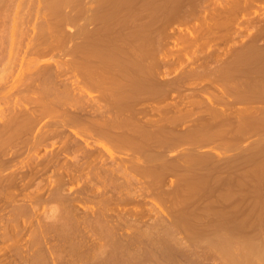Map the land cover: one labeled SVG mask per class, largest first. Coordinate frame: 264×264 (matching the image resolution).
<instances>
[{
  "label": "rangeland",
  "instance_id": "rangeland-1",
  "mask_svg": "<svg viewBox=\"0 0 264 264\" xmlns=\"http://www.w3.org/2000/svg\"><path fill=\"white\" fill-rule=\"evenodd\" d=\"M58 1L0 0V264H264V0Z\"/></svg>",
  "mask_w": 264,
  "mask_h": 264
},
{
  "label": "bare ground",
  "instance_id": "bare-ground-1",
  "mask_svg": "<svg viewBox=\"0 0 264 264\" xmlns=\"http://www.w3.org/2000/svg\"><path fill=\"white\" fill-rule=\"evenodd\" d=\"M25 1H26V0H25ZM33 1H35V0H33ZM42 1H43V0H42ZM45 1H46V0H45ZM60 1H61V0H60ZM60 1H58V2H59V5H60ZM9 2H10V1H9ZM48 2H49V1H48ZM51 2H52V1H51ZM51 2H50V3H51ZM101 2H102V1H101ZM61 3H63V1H62ZM0 4H1V3H0ZM48 5H49V4H48ZM17 6H18V5H17ZM42 6H43V5H42ZM50 6H51V5H50ZM50 6H49V7H50ZM54 6H55V5H54ZM19 7H20V6H19ZM19 7H18V8H19ZM57 7H58V6H57ZM1 8H2V7H1ZM45 8H46V7H45ZM55 9H56V8H55ZM57 9H58V8H57ZM47 10H50V9H47ZM45 11H46V10H45ZM59 11H60V10H59ZM47 12H49V11H47ZM47 12H46V13H47ZM37 262H38V261H37ZM249 264H250V262H249Z\"/></svg>",
  "mask_w": 264,
  "mask_h": 264
}]
</instances>
